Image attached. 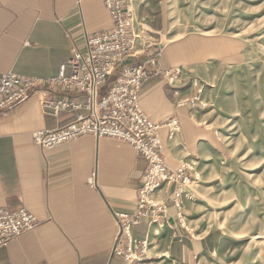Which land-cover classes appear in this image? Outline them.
<instances>
[{"label":"crops","instance_id":"crops-1","mask_svg":"<svg viewBox=\"0 0 264 264\" xmlns=\"http://www.w3.org/2000/svg\"><path fill=\"white\" fill-rule=\"evenodd\" d=\"M140 3L129 0L130 9ZM112 25L104 0H0V73L56 75L74 45L83 49L86 35L103 33ZM223 52L205 48L184 53L166 43L156 54L154 67L161 72L141 84L139 103L150 120L161 124L166 160L172 168L183 165L185 175L194 160L203 156L202 161H208L218 148L211 131L197 119L202 106L178 101L175 89L187 96L192 85L176 75V68H220ZM227 55L237 58L235 49ZM130 60L137 62L140 56ZM46 94L85 100L75 89L37 86L0 110V206L24 207L38 220L36 227L0 247V264H193L215 249V236L210 231L194 235L168 200L166 219L143 217L132 227L130 256L125 235L119 239L125 253L113 251L120 229L116 214L136 209L148 163L127 140L111 135L86 132L53 148L35 143L34 130L63 125L85 112L79 106L55 113L41 103ZM170 119L179 121L172 132L164 124ZM161 188L153 194L156 199L171 193L169 185Z\"/></svg>","mask_w":264,"mask_h":264},{"label":"rangeland","instance_id":"rangeland-1","mask_svg":"<svg viewBox=\"0 0 264 264\" xmlns=\"http://www.w3.org/2000/svg\"><path fill=\"white\" fill-rule=\"evenodd\" d=\"M138 1L147 6L130 9L136 49L159 52L173 43L184 53H225L220 68H176L192 85L187 96L175 89L178 101L202 106L197 119L218 148L208 161L194 160L179 185L188 196L176 208L179 221L216 238L215 249L193 264H264V0Z\"/></svg>","mask_w":264,"mask_h":264},{"label":"built area","instance_id":"built-area-1","mask_svg":"<svg viewBox=\"0 0 264 264\" xmlns=\"http://www.w3.org/2000/svg\"><path fill=\"white\" fill-rule=\"evenodd\" d=\"M104 4L111 15L112 27L103 33L86 35L83 49L74 45L71 56L59 64L56 75L0 73V110L26 97L37 86L50 89L61 85L65 89H75L85 95L83 103L59 95L42 97V105L55 113L79 106H83L85 112L78 113L63 125L34 130L32 139L35 143L43 148H53L86 132L96 136L111 135L127 140L136 153L146 159L148 166L136 209L130 214H116L120 229L113 251L125 253L119 241L125 235L128 240L126 254L130 256L132 227L143 217L151 221L166 219V201L178 207L181 199L179 185L187 175L183 173V165L170 167L159 135L161 124L150 120L139 103L142 82L158 72L150 68L156 65L158 51L136 49L128 0H104ZM138 54L142 57L140 61L132 62L130 59ZM164 124L170 130L176 128L175 119ZM164 185L171 186L170 195L164 199L153 197ZM177 215H180L178 211ZM37 224V217L24 207L10 209L0 206V247ZM144 245L145 241H142V248Z\"/></svg>","mask_w":264,"mask_h":264},{"label":"bare ground","instance_id":"bare-ground-1","mask_svg":"<svg viewBox=\"0 0 264 264\" xmlns=\"http://www.w3.org/2000/svg\"><path fill=\"white\" fill-rule=\"evenodd\" d=\"M136 1H137V0H136ZM131 5H133V4L131 3ZM129 8H130V5H129ZM188 179H189V177H187L186 181H188ZM189 182H190V181H189ZM183 195H185V194H182V195H181V199H180V201H182V202H183L185 199H187V197H188L187 195H185V196H184L185 198H183ZM152 230L155 231V232H158V231H156L157 228H156L155 226H152ZM153 234H154V232H153ZM154 235H155V234H154Z\"/></svg>","mask_w":264,"mask_h":264}]
</instances>
